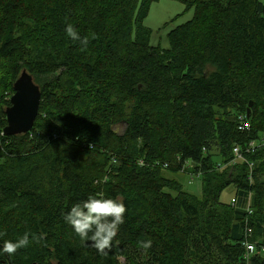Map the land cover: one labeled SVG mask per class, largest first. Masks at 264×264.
<instances>
[{"label": "trees", "instance_id": "obj_1", "mask_svg": "<svg viewBox=\"0 0 264 264\" xmlns=\"http://www.w3.org/2000/svg\"><path fill=\"white\" fill-rule=\"evenodd\" d=\"M160 1L0 0V245L37 237L0 264H264V2L175 0L194 16L165 50L144 26ZM24 70L41 89L39 115L6 136ZM179 174L201 176L202 196ZM231 186L234 205L221 200ZM96 193L127 209L107 255L63 219ZM248 227L259 247L249 263Z\"/></svg>", "mask_w": 264, "mask_h": 264}, {"label": "clouds", "instance_id": "obj_2", "mask_svg": "<svg viewBox=\"0 0 264 264\" xmlns=\"http://www.w3.org/2000/svg\"><path fill=\"white\" fill-rule=\"evenodd\" d=\"M64 30L72 41H79L82 46L87 47L88 38L82 37L73 24H66ZM111 163L119 166L120 162L113 157ZM126 210L122 199L96 193L73 204L64 214L63 219L88 247L94 248L101 255H107L119 233L120 226L124 223ZM30 237L31 241L37 240V237L30 232H25L15 240H4L0 245V256L7 254L11 258L19 249L30 245ZM140 243L145 250L152 247L151 240Z\"/></svg>", "mask_w": 264, "mask_h": 264}, {"label": "rangeland", "instance_id": "obj_3", "mask_svg": "<svg viewBox=\"0 0 264 264\" xmlns=\"http://www.w3.org/2000/svg\"><path fill=\"white\" fill-rule=\"evenodd\" d=\"M264 2V0H261ZM194 10L187 11L185 5L175 0H161L154 3L148 16L144 19V26L152 31L150 45L160 47L161 49H169V33L176 27L183 25L193 19ZM123 127L118 129V132H123ZM170 174H168L169 176ZM182 184L183 190L196 197L202 196L203 182L202 178L184 176H170ZM235 196L233 186L228 188L221 197L222 202L230 203ZM253 236V234H252ZM264 257V253H263ZM124 263V260H121Z\"/></svg>", "mask_w": 264, "mask_h": 264}, {"label": "water", "instance_id": "obj_4", "mask_svg": "<svg viewBox=\"0 0 264 264\" xmlns=\"http://www.w3.org/2000/svg\"><path fill=\"white\" fill-rule=\"evenodd\" d=\"M41 95V89L34 78L24 70L14 84L11 105L6 110L7 126L4 129L6 136L23 135L33 130L39 115ZM252 105L253 103H250L247 117Z\"/></svg>", "mask_w": 264, "mask_h": 264}, {"label": "built area", "instance_id": "obj_5", "mask_svg": "<svg viewBox=\"0 0 264 264\" xmlns=\"http://www.w3.org/2000/svg\"><path fill=\"white\" fill-rule=\"evenodd\" d=\"M238 120H239L238 129L240 131H242V132L250 131L251 125L247 121V118L245 116H239ZM254 146H255V142H251L249 145V148L254 147ZM249 148L247 149V152L250 153ZM234 153L236 156V158L233 161L234 164H237L238 162H241L244 160L243 156H242V152L240 151V149L238 147L234 148ZM250 167L251 168L253 167L252 163H250ZM190 177H191V179H193L194 177H201V176H199L198 174H195L194 176L190 175ZM235 203H236V199L233 198L232 204L234 205ZM249 207H250V204H248V212H249V214H251L252 211L249 209ZM252 234H253L252 229L248 227L246 230V233H245V241H244V247H245L244 259L246 260L247 263L250 262L253 255H255L257 252H259V247L251 241ZM260 250L262 253H264V247H261Z\"/></svg>", "mask_w": 264, "mask_h": 264}]
</instances>
